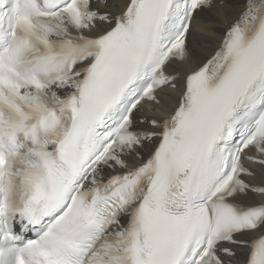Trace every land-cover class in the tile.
I'll list each match as a JSON object with an SVG mask.
<instances>
[{"label": "snow or ice", "instance_id": "obj_1", "mask_svg": "<svg viewBox=\"0 0 264 264\" xmlns=\"http://www.w3.org/2000/svg\"><path fill=\"white\" fill-rule=\"evenodd\" d=\"M254 194L264 0H0V264H264Z\"/></svg>", "mask_w": 264, "mask_h": 264}, {"label": "bare ground", "instance_id": "obj_2", "mask_svg": "<svg viewBox=\"0 0 264 264\" xmlns=\"http://www.w3.org/2000/svg\"><path fill=\"white\" fill-rule=\"evenodd\" d=\"M197 30V33H196ZM206 36V33L203 31L201 27H197L194 25L192 29V35L189 37L190 46H197L202 43V37ZM214 40H218L217 37L213 38ZM215 45H212L211 47H214ZM211 47H209V51H211ZM173 95H178V93H172ZM147 111L143 113L144 115H147L148 117H152L153 115H156L158 117H163L167 113L160 111L157 109L155 112H153L151 106L146 105L145 106ZM254 167V166H253ZM254 201L256 203L264 202V198L260 197L259 194H254Z\"/></svg>", "mask_w": 264, "mask_h": 264}, {"label": "rangeland", "instance_id": "obj_3", "mask_svg": "<svg viewBox=\"0 0 264 264\" xmlns=\"http://www.w3.org/2000/svg\"><path fill=\"white\" fill-rule=\"evenodd\" d=\"M196 33H197V30H196Z\"/></svg>", "mask_w": 264, "mask_h": 264}]
</instances>
